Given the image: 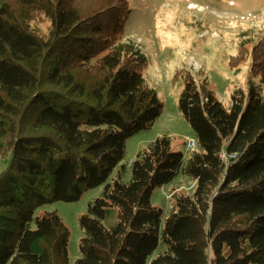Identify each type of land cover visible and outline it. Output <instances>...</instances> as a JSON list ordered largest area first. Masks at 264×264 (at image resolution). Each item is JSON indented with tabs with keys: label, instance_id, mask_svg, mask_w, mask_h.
Masks as SVG:
<instances>
[{
	"label": "trees",
	"instance_id": "16d2710c",
	"mask_svg": "<svg viewBox=\"0 0 264 264\" xmlns=\"http://www.w3.org/2000/svg\"><path fill=\"white\" fill-rule=\"evenodd\" d=\"M130 14L128 0H0V155L11 153L0 173V264H69L67 226L35 210L101 185L79 217L74 264H264L256 90H236L226 108L186 72L179 109L197 148L185 158L158 136L122 179L126 139L163 108L135 43L122 40ZM239 50L231 64L251 56L264 83V41ZM179 170L196 183L172 193L161 224L151 195Z\"/></svg>",
	"mask_w": 264,
	"mask_h": 264
},
{
	"label": "rangeland",
	"instance_id": "374dc122",
	"mask_svg": "<svg viewBox=\"0 0 264 264\" xmlns=\"http://www.w3.org/2000/svg\"><path fill=\"white\" fill-rule=\"evenodd\" d=\"M128 3L131 14L122 40L135 43L145 60L143 78L155 89L163 108L148 129L126 139L121 161L124 181L130 179L137 153L158 136H168L173 150L182 151L185 158L191 153L188 140H193L194 149L197 148L194 131L179 109L186 72L206 84L226 108L231 106L236 90L243 91L247 98L252 90L264 97V83L260 75L253 73L252 57L245 54L241 63L231 64L241 46H255L264 41V0H128ZM10 158L11 153L0 155V173L8 167ZM115 170L107 181L115 176ZM195 183L179 170L170 182L153 190L151 203L162 209L161 224L172 208V193L176 190L191 194ZM102 187L84 191L76 201H53L35 210V214L55 210L67 226L69 264L80 256L83 230L79 217L87 211L89 202L101 194ZM160 249L161 246L153 255Z\"/></svg>",
	"mask_w": 264,
	"mask_h": 264
},
{
	"label": "built area",
	"instance_id": "2783aa9c",
	"mask_svg": "<svg viewBox=\"0 0 264 264\" xmlns=\"http://www.w3.org/2000/svg\"><path fill=\"white\" fill-rule=\"evenodd\" d=\"M194 141L193 140H188L187 141V147L190 151H193L194 150Z\"/></svg>",
	"mask_w": 264,
	"mask_h": 264
}]
</instances>
